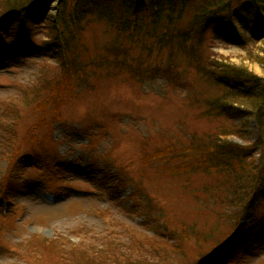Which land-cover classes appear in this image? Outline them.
Masks as SVG:
<instances>
[{
	"label": "rangeland",
	"instance_id": "374dc122",
	"mask_svg": "<svg viewBox=\"0 0 264 264\" xmlns=\"http://www.w3.org/2000/svg\"><path fill=\"white\" fill-rule=\"evenodd\" d=\"M56 5L58 1L51 5L47 16L57 12ZM253 17L249 12L237 16L242 37L244 33L249 36ZM35 34L37 39L46 37L43 30ZM84 37L89 48L84 60L102 55L113 39L104 34L100 23ZM261 47L262 41H244L229 25H223L208 33L204 50L231 64L246 65L263 77L262 64L249 57L250 52L262 53ZM16 55H0V264H28L24 259L27 246L37 248L44 238L73 243L83 240L101 246L100 237H112L120 239L122 248L128 250L134 248L132 242L136 239L145 250H154L171 249L184 226L203 232L215 228L213 205H201L195 197L201 195V188L213 176L195 172L170 180L167 174L159 177L141 159L143 146L154 151L155 146L179 145L188 134L216 131L218 121L200 113L206 109L203 101L219 94L220 87L202 78L183 56L170 61L168 52L156 51L145 66L160 70L156 73L148 69L144 80L120 74L101 79L99 89L87 92L79 87L76 98L63 108L65 120L53 127L54 142H49L44 127L29 131L39 114L19 95L18 83H36L40 69L56 61L28 46ZM5 101L15 102L12 127L6 125L7 119H13L4 112ZM231 115L238 123L246 118L244 109L238 108ZM34 134L35 143L30 140ZM256 134V124L251 120L249 139L255 140ZM233 140L246 143L237 136ZM28 150L36 153L37 164L32 157L24 156ZM167 162L172 165L171 160ZM109 168L115 172L110 173ZM120 173L132 179L123 185ZM139 178L143 179L142 185H137ZM9 179L14 186L6 191L9 199L4 202L1 193ZM153 210H161L170 218L169 231L155 228L158 219L153 217ZM230 230L229 226L222 227L214 240L224 241ZM190 238L183 241L191 263L204 243L194 236ZM211 247L212 242L204 244L203 249ZM226 264H264V248L256 255L248 254L237 263Z\"/></svg>",
	"mask_w": 264,
	"mask_h": 264
},
{
	"label": "trees",
	"instance_id": "16d2710c",
	"mask_svg": "<svg viewBox=\"0 0 264 264\" xmlns=\"http://www.w3.org/2000/svg\"><path fill=\"white\" fill-rule=\"evenodd\" d=\"M57 1V12L47 16ZM245 12L253 13L254 17L249 36L244 33L242 37L237 16ZM98 23L103 25L105 35L113 37L112 43L104 47L102 55L84 60L83 55L89 53L84 35ZM223 25H229L244 41L264 43V0H0V55L15 57L20 48L30 45L56 61L40 69L36 83H18L19 95L39 114L29 131L44 127L49 142H54L53 127L65 120L63 108L79 94V87L87 92L99 89L101 79L120 74L131 80H144L148 69L156 73L160 70L145 66L156 51L168 52L170 61L183 56L202 78L221 88L219 94L203 101L206 109L200 113L218 121L216 131L188 134L179 145L155 146L154 151L143 146L141 159L159 177L167 174L170 180L195 172L213 176L201 188V195L195 197L201 205H213L215 228L203 232L194 226H184L171 249L154 247V250H145L136 239L132 242L134 248L128 250L122 248L120 239L112 237H100L101 246L83 240L73 243L44 238L37 248L27 246L24 259L28 264L45 261L46 264H182L183 259L189 261L187 264H226L261 252L264 248V76H258L246 65H234L214 52H205L208 33ZM37 30H43L46 37L37 39ZM260 50L262 53L250 52L249 57L264 69V47ZM174 63L179 65L177 61ZM14 101L2 105L13 119L11 122L7 119L6 125L11 127L16 119ZM238 108L244 109L246 116L240 123L231 115ZM251 120L257 127L255 140L248 137ZM235 136L246 143L235 142ZM30 140L35 143L36 135ZM149 142L144 141L146 145ZM25 155L37 164L35 152L28 150ZM108 171L115 172L110 168ZM128 179L132 178L120 173L123 185ZM10 180L1 193L6 200L9 199L6 191L14 186ZM137 182L142 185L143 179ZM154 214L158 219L155 228L169 231L170 218L161 210H154ZM224 226L231 227L226 239L214 240V235ZM191 236L205 245L212 242V247L206 250L204 244L200 246V252L190 263L192 259L185 251L183 239L191 241Z\"/></svg>",
	"mask_w": 264,
	"mask_h": 264
}]
</instances>
